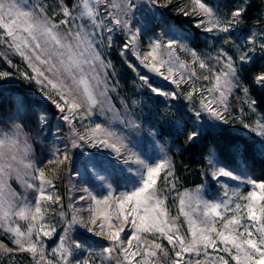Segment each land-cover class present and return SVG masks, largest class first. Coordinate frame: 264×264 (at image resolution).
I'll use <instances>...</instances> for the list:
<instances>
[{
	"label": "snow or ice",
	"instance_id": "snow-or-ice-1",
	"mask_svg": "<svg viewBox=\"0 0 264 264\" xmlns=\"http://www.w3.org/2000/svg\"><path fill=\"white\" fill-rule=\"evenodd\" d=\"M161 10L182 17L191 28L230 48H215V56L204 54L191 46L187 31L175 27L157 35L151 24L164 15ZM245 17L246 0L229 11L208 0H56L55 7L49 0H0V44L18 54L29 69H18L16 78L37 85L67 126L65 136L57 137L63 147L54 144L47 160L37 165L32 129L24 119L34 114L31 106L21 98L13 115L0 116V260L16 264L17 254H27L30 264H264V181L237 175L222 163L218 149H209L204 159L210 179L219 182L229 177L251 185V190L246 195L235 191L229 195L226 190L213 200L205 199L200 188L179 194L180 215L188 226L187 235L182 234L178 217L169 215L167 197L157 186L164 173L166 184L175 188L169 180L174 176L172 162L166 156L153 161L136 150L131 136L141 130L138 117L127 104L122 112L111 104L109 92L115 86L109 87L106 70L112 64L105 61L103 52L113 46L112 34L119 32L125 36L122 57L131 54L148 72L170 82L161 87L137 72L142 87L158 98L157 111L159 105L166 110L167 131L149 128L147 135L153 143L167 135L174 143L195 148L209 134H223L221 130L232 119L229 97L234 90L243 93L242 103L251 113L257 111L251 89L264 92V31L244 32ZM148 31L153 35L142 49L141 38ZM182 54L191 60H182ZM197 66L210 73L203 79L211 78V87H196ZM14 75L0 71V80ZM97 110L102 116L111 115L101 123L77 127V121L90 119ZM240 112L245 109L241 107ZM205 114L210 120H204ZM236 119L260 138L264 151V116L251 123L242 116ZM112 121H120L127 133L115 131ZM35 123L43 129L50 119L41 113ZM88 148L111 149L122 164L123 190L117 193L109 179L112 161L86 156ZM73 150L87 160L86 175L69 188L80 195L70 196L65 208L55 180L71 172L79 175ZM228 151L244 148L230 143ZM13 181L23 194L12 187ZM233 197L244 203L233 206ZM52 205L60 208L63 226L59 232L47 221ZM80 230L83 235L78 234ZM54 236L58 239L49 248L45 238ZM99 240L106 243L99 245ZM208 249L225 255H213Z\"/></svg>",
	"mask_w": 264,
	"mask_h": 264
},
{
	"label": "rangeland",
	"instance_id": "rangeland-1",
	"mask_svg": "<svg viewBox=\"0 0 264 264\" xmlns=\"http://www.w3.org/2000/svg\"><path fill=\"white\" fill-rule=\"evenodd\" d=\"M50 3L53 4V7L56 5V0H49ZM68 3H72L73 0H66ZM208 2L213 5L214 7H218L221 11H227L220 0H208ZM236 5L232 6L230 9L234 8ZM164 11V10H161ZM264 15V9H263ZM59 19V17H57ZM182 22L185 28H182L176 22ZM151 27L153 28L154 32L159 35L165 30H171L172 27H175L178 31L183 30L187 31L190 39H191V46L196 47L199 51L204 54H211L213 56L216 55L214 51L215 48L224 47L229 49V45H225L222 43H216L210 39L206 34L200 33L197 30L191 28L188 21L183 20L182 17H177L175 14L164 11L163 16H159L156 20L152 21ZM242 29L245 31L244 26ZM253 31H264L263 28L256 29L251 28L249 32ZM115 38L114 44L111 48H104V59L106 62H111L112 67L108 68L106 71L108 73V83L109 87L115 86L114 91L109 92V96L111 97V104L115 105L117 109L121 112L123 111V105L127 104L130 108L135 109V115L138 117L137 123L140 124L141 130L135 131L131 139L136 144V150L142 151L146 153L153 161L158 160L161 157L166 156L168 159L171 160L173 165L174 176L169 177V180L175 184L174 189H170V185L166 184L163 179L164 173H161L160 178L157 181V186L160 191L166 195L165 205L171 217H178L176 221L177 224L180 225V232L182 234L187 235V224L184 222L185 218L180 215V206L179 200L177 199L178 195L187 191H194L197 188H200L201 194L205 199L213 200L223 196V193L227 190L229 195L235 191L238 194L246 195L249 190H251V185L248 184H241L240 181L232 180L229 177H221L219 182L216 180L210 179L208 175L204 172V167L198 170V178L194 180H190L189 182H182L181 178L179 177V172L184 168L179 166L176 161L175 153L180 148L178 144L180 142L172 143L173 138L167 135H164L162 138L158 137L156 142H152V138L147 135V130L149 128H153L155 131L156 128H160L162 132L167 131V125L165 124L166 110L164 109L163 105H159V111H157V97L154 96L145 87H142V81H140L137 72L143 75H148L151 77L153 83L155 85H159L161 87H166L169 85L170 82L164 81L162 77L156 76L154 73L148 72L140 62L131 54H127L125 57L120 55L122 42L125 40V36L119 32H115L112 34ZM153 35V31H148L146 35L142 36L141 38V48L145 49L148 37ZM239 35V33H237ZM182 60L190 61L191 57L187 55H181ZM11 60V65H9L8 61ZM132 65L133 67H130ZM135 68V70H134ZM29 71L27 64L22 58L14 53L12 50L7 49L5 45L0 44V71H9L13 72L15 75L12 78L7 79L6 81L0 80V97L1 95L5 97H1L0 99H5V102L10 103L7 109L4 112L0 113V116L7 118L15 113L16 108L15 104L18 99L23 98L26 104L29 105L30 101L34 102L37 106L32 105L31 111L34 114H30L29 116L25 117V123L27 126L32 129L33 135V153L32 156L35 158V162L37 165L40 164L41 161L47 160L49 151L52 149L54 144L59 147H63L62 144L59 143L57 137H64L67 132V126L64 125V122L59 119L60 113L55 108V106L51 103L50 100L46 99L41 92L39 91V87L34 83H29L23 79H17L16 76L19 75L18 71ZM196 73L200 77L199 80L196 81L197 88H207L211 87V78L209 80H204L203 77L206 75L210 76V73L207 70L200 69L198 66L196 67ZM16 87L17 90L12 91L9 93V88ZM185 90H190L188 85H185ZM197 105L199 103V95H197ZM244 99V95L239 90H234V94L229 97V103L231 105L230 112L232 119L230 123L226 126H229L231 129L235 130L236 132H240L243 136L247 138H251L250 140L256 141V145L261 147L259 143V137H256L253 133L248 132L246 129L242 127L237 122V117H243L247 122H254L258 117L261 115L255 113H251L248 110V106L243 104L242 101ZM185 105H187V101H183ZM243 107L245 112L242 114L240 112V108ZM168 112L174 113V109L167 110ZM43 113L50 119V124L48 127L41 129L39 125L35 123L36 119ZM110 113H107L106 116L100 115L99 111H95L90 119H86L82 122L77 121V127H79L80 123L85 125L91 123H101L103 122L107 116H110ZM204 120H210V117L205 114ZM62 126V131H57V127ZM155 126V127H154ZM112 128L121 133L126 134L127 129L120 121H112ZM36 133H41V135L37 136ZM213 149V148H212ZM75 154V166L79 172H71L68 175H64L63 179L55 180L56 183V191L62 197V203L64 204L65 208L69 203V197L71 196L75 199L76 196L80 195L79 192L73 188L72 191H69V188L76 184L77 181L86 175L85 172V165L87 160L80 155L79 150H73ZM92 155V158H99V159H107L111 160L112 163L108 166V171L111 173L109 177L110 181L113 183V187L117 190V193L120 190H123L124 185V178L123 173L121 172L122 164L117 162L113 155L111 154V149L105 148H88L85 155L88 154ZM208 154V153H207ZM206 154V156H207ZM175 157V158H174ZM222 161V160H221ZM241 162V161H240ZM222 163L226 165L223 161ZM228 166V165H227ZM206 167V166H205ZM229 169L234 170L237 175L245 176L250 179H255L257 181H264L258 180L252 176V174L244 167L240 169L231 168L228 166ZM47 171V169H46ZM196 182V183H195ZM12 187L17 191L23 194V189L15 182H12ZM30 198L34 199V195L31 191L28 193ZM235 203H244V201L236 199L233 197V206ZM83 204V202H81ZM52 210L47 215V221L56 225L58 232L62 229V221L60 216L58 215L60 208L58 205H52ZM229 215L231 213H228ZM23 223V222H21ZM80 235H83V230H80ZM58 237H53L52 239L45 238L47 246L49 248L55 246V242L57 241ZM166 247L171 249V246L167 244V241H162ZM99 245H103L106 242L103 240L98 241ZM97 246V245H94ZM210 253L213 255H225L222 252H215L213 253L212 249H208ZM173 258H174V254ZM0 264H12V262L3 259L0 260ZM16 264H30V257L27 254H17L16 257Z\"/></svg>",
	"mask_w": 264,
	"mask_h": 264
},
{
	"label": "trees",
	"instance_id": "trees-1",
	"mask_svg": "<svg viewBox=\"0 0 264 264\" xmlns=\"http://www.w3.org/2000/svg\"><path fill=\"white\" fill-rule=\"evenodd\" d=\"M223 7L229 11L234 5L244 3L245 0H220ZM264 0H246V17L245 22L242 24L246 32H249L251 28L264 30ZM178 25L185 28L182 22L177 21ZM248 87L251 89V85ZM17 90L16 87L9 88V93ZM3 95H1L2 97ZM0 97V98H1ZM5 97V96H3ZM251 98L257 101L256 113L264 116V92L259 89H251ZM5 99H0V113L4 112L9 101L5 102ZM29 105L37 106L32 100H29ZM221 132H217L214 135L209 134L208 138L203 141V143L197 147H192L187 143H179V150L176 151L175 157L179 166L184 168L180 170L179 177L182 182L186 183L190 180L198 178V170L202 167L206 168V154L209 149H218L220 153V159L229 167L240 169L245 166V168L258 180H264V151L261 147L252 143V140L243 136L242 133L236 132L229 126H224ZM174 143V142H172ZM230 143H239L243 146L244 151L231 153L228 151V145ZM174 157V158H175ZM241 161V162H240ZM206 169H204L205 172ZM196 183V182H195Z\"/></svg>",
	"mask_w": 264,
	"mask_h": 264
}]
</instances>
